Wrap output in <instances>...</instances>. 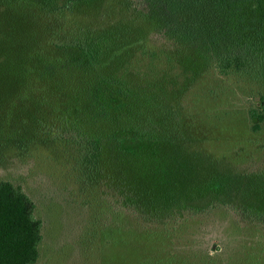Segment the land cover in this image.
<instances>
[{
    "label": "trees",
    "instance_id": "obj_1",
    "mask_svg": "<svg viewBox=\"0 0 264 264\" xmlns=\"http://www.w3.org/2000/svg\"><path fill=\"white\" fill-rule=\"evenodd\" d=\"M96 1L0 0V59L7 69L0 92L7 99L14 95L13 103L34 93L54 134L68 142L73 161L98 173L103 194L121 203L134 221L144 220L145 228L160 222L148 218L147 207L176 204L186 189L188 196L199 185L200 170L189 166L193 183L183 175L188 166L178 165L182 156L170 160L153 152L184 134L169 121L168 106L159 104L153 117L155 101L139 89L135 77L150 73L136 69L139 55L149 50L143 38L137 44L140 24L164 28L177 47H192L217 72L253 81L264 104V0H126L121 6L135 13L121 20L114 7L83 11ZM154 47L147 67L157 58L173 61ZM247 115L250 130L260 131L264 106ZM41 225L24 188L0 180V264L35 263Z\"/></svg>",
    "mask_w": 264,
    "mask_h": 264
},
{
    "label": "rangeland",
    "instance_id": "obj_2",
    "mask_svg": "<svg viewBox=\"0 0 264 264\" xmlns=\"http://www.w3.org/2000/svg\"><path fill=\"white\" fill-rule=\"evenodd\" d=\"M106 1L83 11L114 7L120 20L134 12L121 6L126 0ZM140 27L137 44L149 50L139 55L136 69L150 73L135 77L139 89L154 99L153 117L159 104L168 106L169 121L184 134L153 152L170 160L182 156L178 165L188 166L183 175L193 183L189 166H197L199 185L188 196L186 189L176 204L147 207L148 218L160 222L144 228V220L134 221L103 194L98 173L73 161L34 93L13 103L14 95L7 99L0 92V180L20 184L35 202L42 239L33 264H264V124L252 132L247 115L264 106L258 85L217 72L192 47H177L164 28ZM154 46L173 61L157 58L147 67ZM6 70L0 59V80Z\"/></svg>",
    "mask_w": 264,
    "mask_h": 264
}]
</instances>
